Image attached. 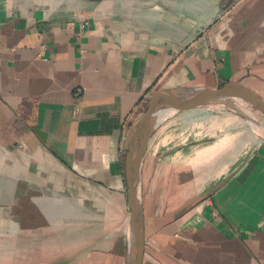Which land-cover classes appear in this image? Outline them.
Listing matches in <instances>:
<instances>
[{
    "label": "crops",
    "instance_id": "crops-1",
    "mask_svg": "<svg viewBox=\"0 0 264 264\" xmlns=\"http://www.w3.org/2000/svg\"><path fill=\"white\" fill-rule=\"evenodd\" d=\"M228 82L264 101V0H0V264H128L131 127ZM208 105L147 139L142 264H264V137Z\"/></svg>",
    "mask_w": 264,
    "mask_h": 264
},
{
    "label": "water",
    "instance_id": "water-1",
    "mask_svg": "<svg viewBox=\"0 0 264 264\" xmlns=\"http://www.w3.org/2000/svg\"><path fill=\"white\" fill-rule=\"evenodd\" d=\"M223 100L238 108V101L253 106L264 115V101L249 88L238 82H228L219 88L176 87L155 91L146 111L135 121L125 142L124 172L129 206L128 235L130 255L128 264H142L144 251V218L139 190V167L146 142L160 116L166 110L178 111ZM237 111H239L237 109ZM243 114L254 131L264 126L256 125L248 113Z\"/></svg>",
    "mask_w": 264,
    "mask_h": 264
},
{
    "label": "rangeland",
    "instance_id": "rangeland-1",
    "mask_svg": "<svg viewBox=\"0 0 264 264\" xmlns=\"http://www.w3.org/2000/svg\"><path fill=\"white\" fill-rule=\"evenodd\" d=\"M208 106H211V108H213V109H222L224 112L229 113V114H232V115H238L243 122H246V124H247V126L249 128L250 133H253L257 138H260V139L262 137H264L262 135L263 129H261L259 131H254L250 127L249 122L246 119V117L243 114H241L239 111H237V109L234 108V106H233L232 103L225 102L223 100H219V101H214L212 103H209ZM249 108L252 111V113H254V115L258 118L256 121L258 123H261V124L264 125V115L263 114L261 115V113L259 111H257L253 106H249Z\"/></svg>",
    "mask_w": 264,
    "mask_h": 264
},
{
    "label": "bare ground",
    "instance_id": "bare-ground-1",
    "mask_svg": "<svg viewBox=\"0 0 264 264\" xmlns=\"http://www.w3.org/2000/svg\"><path fill=\"white\" fill-rule=\"evenodd\" d=\"M237 109L239 111L243 112L244 114L248 113V116L251 117L252 121L256 125H263V124L258 123L256 121L258 118L254 115V113H252V111L250 110L249 106H247V104L245 102L238 101V108ZM173 112H174L173 110H166V111H164V113L161 114L160 118L163 119L165 116H168L169 114H171ZM262 135L264 136V131H263Z\"/></svg>",
    "mask_w": 264,
    "mask_h": 264
},
{
    "label": "built area",
    "instance_id": "built-area-1",
    "mask_svg": "<svg viewBox=\"0 0 264 264\" xmlns=\"http://www.w3.org/2000/svg\"><path fill=\"white\" fill-rule=\"evenodd\" d=\"M78 95H79V91H76V92H75V96H78Z\"/></svg>",
    "mask_w": 264,
    "mask_h": 264
}]
</instances>
